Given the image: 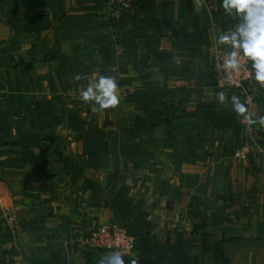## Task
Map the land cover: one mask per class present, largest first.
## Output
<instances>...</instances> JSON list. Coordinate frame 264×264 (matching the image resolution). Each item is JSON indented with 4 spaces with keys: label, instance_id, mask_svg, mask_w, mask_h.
<instances>
[{
    "label": "crops",
    "instance_id": "1",
    "mask_svg": "<svg viewBox=\"0 0 264 264\" xmlns=\"http://www.w3.org/2000/svg\"><path fill=\"white\" fill-rule=\"evenodd\" d=\"M181 3L156 0L143 16L139 2L120 15L107 0H0V261L46 264L64 245L68 260L58 257L84 264L79 233L113 214L89 206L80 185L119 172L136 181L131 196L146 202L158 244L188 242L193 260L202 243L223 241L232 264H264V86L238 133L211 127L209 110L234 109L225 93L214 102L209 58L239 17L222 0L193 6L209 38L197 45ZM139 25L144 37L116 43ZM99 75L117 81L115 108L80 97ZM247 126L252 149L238 162ZM64 159L82 171L77 183Z\"/></svg>",
    "mask_w": 264,
    "mask_h": 264
},
{
    "label": "trees",
    "instance_id": "2",
    "mask_svg": "<svg viewBox=\"0 0 264 264\" xmlns=\"http://www.w3.org/2000/svg\"><path fill=\"white\" fill-rule=\"evenodd\" d=\"M140 14L146 15L149 11L156 8V0H139ZM180 6L186 18L192 19L193 31L186 35V39L191 38L192 43L197 45H209L208 33L201 26L200 16L195 15L192 0H182ZM123 19V17H120ZM127 25V21L121 23L117 19L113 20V27ZM143 26L139 25L134 31L123 32L121 37L116 40L118 45H124L127 42L144 37L141 30ZM217 94V92H216ZM214 96V102H218L217 96ZM246 109V108H245ZM209 125L215 129L225 131L231 129L238 133L242 126L239 119L248 114V110L243 114H237L230 108L218 106L216 110H209ZM195 115L197 114L194 113ZM173 117H166L165 123L170 124ZM64 168L71 175V181L77 183L82 177V171L73 165V163L64 159ZM47 164L45 160L35 161L34 164ZM134 178L122 175L116 172L110 182L106 185L99 184L96 180L85 178L80 185L82 194L89 193V206L103 208L113 214V221L120 226L128 229L129 233L135 239V255L136 258L122 257L124 264H148L155 256L158 243L162 241L161 237L155 232V227L149 220L147 205L144 200H135L131 196V192L135 187ZM226 242L215 241L207 244L202 243L200 246L201 254L209 256L208 264H232L230 258L225 251ZM76 248L77 245H76ZM77 251L79 249H76ZM84 260V264H99L108 254L101 250H79ZM193 255L194 264H202L204 262L202 255ZM0 264H11V261L5 263L1 260ZM46 264H66L60 257L52 253L51 259Z\"/></svg>",
    "mask_w": 264,
    "mask_h": 264
},
{
    "label": "clouds",
    "instance_id": "3",
    "mask_svg": "<svg viewBox=\"0 0 264 264\" xmlns=\"http://www.w3.org/2000/svg\"><path fill=\"white\" fill-rule=\"evenodd\" d=\"M221 6L229 16L239 17V23L231 34L219 37L220 43L230 44L233 49L223 61V68L238 72L240 59L246 58L250 62L252 78L257 84L264 86V0H222ZM76 79L79 80L80 77L76 76ZM117 89L114 76L99 75L97 79L88 81L80 92V97L84 103L94 104L97 111H105L120 103ZM216 96L219 101L225 99L223 93H217ZM231 99L234 111L243 114L246 111L244 104L236 96ZM248 122L254 123L250 119ZM260 123L264 124V119ZM99 264H124V260L119 252H114Z\"/></svg>",
    "mask_w": 264,
    "mask_h": 264
},
{
    "label": "built area",
    "instance_id": "4",
    "mask_svg": "<svg viewBox=\"0 0 264 264\" xmlns=\"http://www.w3.org/2000/svg\"><path fill=\"white\" fill-rule=\"evenodd\" d=\"M138 2L139 0H107L109 7L120 15L128 14ZM192 3L194 7H207L206 0H192ZM232 50L230 44L225 47H214L208 63L209 73L219 92L231 97H238L239 101L249 110L255 102L256 92L261 85L252 78L250 62L246 58L240 59L238 72L226 71L223 68V61ZM246 133L248 135L247 142L232 153V158L238 162L247 161L252 149L253 135L250 126L246 127ZM77 244L85 250H101L108 255L119 252L121 257H135L134 237L126 227L120 226L114 221L84 227L78 235Z\"/></svg>",
    "mask_w": 264,
    "mask_h": 264
},
{
    "label": "water",
    "instance_id": "5",
    "mask_svg": "<svg viewBox=\"0 0 264 264\" xmlns=\"http://www.w3.org/2000/svg\"><path fill=\"white\" fill-rule=\"evenodd\" d=\"M54 252L63 260H68L64 245L54 247ZM148 264H194L189 253V243L186 242L182 246L158 244L156 255Z\"/></svg>",
    "mask_w": 264,
    "mask_h": 264
},
{
    "label": "rangeland",
    "instance_id": "6",
    "mask_svg": "<svg viewBox=\"0 0 264 264\" xmlns=\"http://www.w3.org/2000/svg\"><path fill=\"white\" fill-rule=\"evenodd\" d=\"M77 249L81 250V247L80 248L78 247ZM136 257H137V254H136Z\"/></svg>",
    "mask_w": 264,
    "mask_h": 264
}]
</instances>
